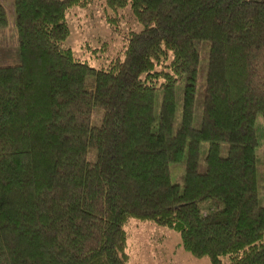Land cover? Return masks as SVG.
<instances>
[{"label": "trees", "instance_id": "obj_1", "mask_svg": "<svg viewBox=\"0 0 264 264\" xmlns=\"http://www.w3.org/2000/svg\"><path fill=\"white\" fill-rule=\"evenodd\" d=\"M89 2L11 0L0 264H130V219L209 264H264V0H103L138 27L98 68L63 45L67 11Z\"/></svg>", "mask_w": 264, "mask_h": 264}, {"label": "rangeland", "instance_id": "obj_2", "mask_svg": "<svg viewBox=\"0 0 264 264\" xmlns=\"http://www.w3.org/2000/svg\"><path fill=\"white\" fill-rule=\"evenodd\" d=\"M0 3L8 19L6 28L0 30V60L12 63L16 38L14 13L11 0H0ZM66 22L68 34L63 45L71 49L75 58L94 68L104 67L109 60L120 56L126 32L138 27L127 8L113 10L103 0L71 7ZM254 129L257 135L254 153L260 165L264 161V125L259 114L254 116ZM204 149L205 144L201 143L200 153ZM168 168L169 179L175 182L182 168L176 164H169ZM124 228L130 264H209L205 256L193 257L181 249L177 233L170 228L136 219H130Z\"/></svg>", "mask_w": 264, "mask_h": 264}]
</instances>
